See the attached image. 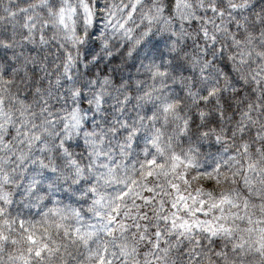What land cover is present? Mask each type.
<instances>
[{"label": "clouds", "instance_id": "obj_1", "mask_svg": "<svg viewBox=\"0 0 264 264\" xmlns=\"http://www.w3.org/2000/svg\"><path fill=\"white\" fill-rule=\"evenodd\" d=\"M0 264H264V0H0Z\"/></svg>", "mask_w": 264, "mask_h": 264}]
</instances>
